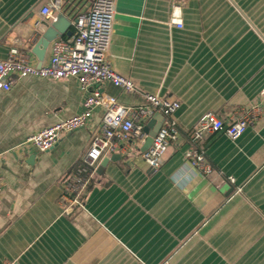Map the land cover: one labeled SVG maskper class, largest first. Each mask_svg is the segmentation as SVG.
I'll use <instances>...</instances> for the list:
<instances>
[{"label": "crops", "instance_id": "crops-1", "mask_svg": "<svg viewBox=\"0 0 264 264\" xmlns=\"http://www.w3.org/2000/svg\"><path fill=\"white\" fill-rule=\"evenodd\" d=\"M51 1L0 0V61L17 46L38 66L33 51L53 21L40 9ZM85 4L71 0L78 11ZM176 6L181 28L170 23ZM107 56L136 92L106 83L103 94L144 106L149 93L179 108L138 122L144 140L131 135L105 154L84 209L66 211L61 186L82 164L104 109L40 152L26 138L81 113L88 93L74 78L27 77L0 90V264H264V0H115ZM253 107L237 140L219 132L191 141L203 114L228 124ZM171 119L177 141L150 169L145 141ZM194 147L211 173L186 160Z\"/></svg>", "mask_w": 264, "mask_h": 264}, {"label": "built area", "instance_id": "built-area-1", "mask_svg": "<svg viewBox=\"0 0 264 264\" xmlns=\"http://www.w3.org/2000/svg\"><path fill=\"white\" fill-rule=\"evenodd\" d=\"M66 4L70 6L67 8ZM114 9L115 0H86L84 8L79 11L72 7L71 0H53L40 9V15L55 20L56 14L65 16V13H68L73 29L71 36L52 41L49 47V59L40 67L31 64L28 53L17 46L9 48L7 57L0 61L1 91H9L16 79L36 77L51 80L74 78L79 90L88 93L81 113L29 135L24 145L34 146L40 152H47L53 148L62 134L85 127L96 108L104 109L100 128L92 135L82 164L61 186L62 197L68 205L66 211L74 206L84 209L81 199L83 192L93 178L98 162L105 154L118 150L131 135L140 136L141 141L144 140L138 122L151 118L156 111L171 117L179 108L177 102L149 93L142 95L146 102L144 106H125L116 98L100 91V86L108 83L124 92H136L134 84L116 73L108 60L107 49L112 32ZM180 19L181 15L176 6L172 13L171 25L181 28ZM261 97L264 99V89ZM256 108L253 107L228 124L214 113L207 112L198 119L191 131L190 139L197 144L207 134L222 132L229 140L235 141L255 119ZM177 138L176 123L171 119L161 126L153 136L150 146L141 153L146 165L150 169H158ZM185 158L192 167L203 174L212 172L205 152L200 148L188 149ZM229 180L233 183L232 178ZM237 191L240 189L238 188Z\"/></svg>", "mask_w": 264, "mask_h": 264}, {"label": "water", "instance_id": "water-1", "mask_svg": "<svg viewBox=\"0 0 264 264\" xmlns=\"http://www.w3.org/2000/svg\"><path fill=\"white\" fill-rule=\"evenodd\" d=\"M72 34L70 21L62 14L56 16L44 33L40 36L33 53L39 60L38 67L42 65V58L50 43L58 38L70 37ZM153 137H148L142 151L144 152L152 143ZM113 159V157H112ZM104 163L100 164L103 167Z\"/></svg>", "mask_w": 264, "mask_h": 264}]
</instances>
